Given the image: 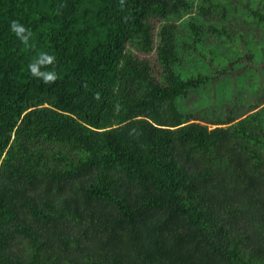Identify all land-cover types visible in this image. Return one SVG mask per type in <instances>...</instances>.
I'll return each mask as SVG.
<instances>
[{
    "label": "trees",
    "instance_id": "trees-1",
    "mask_svg": "<svg viewBox=\"0 0 264 264\" xmlns=\"http://www.w3.org/2000/svg\"><path fill=\"white\" fill-rule=\"evenodd\" d=\"M0 264H264V0H0Z\"/></svg>",
    "mask_w": 264,
    "mask_h": 264
},
{
    "label": "clouds",
    "instance_id": "clouds-1",
    "mask_svg": "<svg viewBox=\"0 0 264 264\" xmlns=\"http://www.w3.org/2000/svg\"><path fill=\"white\" fill-rule=\"evenodd\" d=\"M10 31L19 39L24 45H28L29 38L31 33L17 20H12L9 24ZM55 60V57L47 53H41L28 65L29 73L35 77L41 79L44 83L49 84L54 82L57 79V74L54 70H47L42 68L52 64Z\"/></svg>",
    "mask_w": 264,
    "mask_h": 264
}]
</instances>
